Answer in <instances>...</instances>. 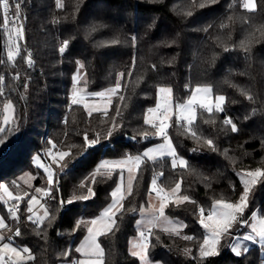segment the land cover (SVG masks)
<instances>
[{
  "label": "trees",
  "instance_id": "16d2710c",
  "mask_svg": "<svg viewBox=\"0 0 264 264\" xmlns=\"http://www.w3.org/2000/svg\"><path fill=\"white\" fill-rule=\"evenodd\" d=\"M62 3L58 8L56 0H24L26 42L35 66L27 67L23 50L14 63L3 56L0 61V127L6 129L0 133V215L8 225L2 229L5 240L30 248L34 259L23 264L72 262L89 221L111 203L119 181V170L93 176L100 160L138 154L160 139L146 116L157 106L161 87L171 88L174 103L181 104L197 86H210L214 95L226 98L222 112L198 107L190 126L177 116L170 119L168 135L188 167H173L168 156L143 160L115 214L116 226L99 236L103 264H140L129 242L152 182L171 189L181 181L180 194L195 203L170 200L166 212L183 220L185 228L179 234L152 229L148 254L163 264H200L206 231L199 209H211L221 199L238 201L244 187L237 171L264 169V0H256L254 10L244 7L245 0ZM250 39L246 52L242 45ZM65 40L68 48L61 54ZM79 71L83 78L78 82L92 94L120 83L108 110L90 112L82 103L69 109ZM7 103L13 105V119L3 124ZM228 118L237 132L224 123ZM92 140L98 143L89 146ZM45 148L69 155L53 162V188L42 199L48 215L37 225L24 216L36 189L47 185V174L34 163L40 155L49 167ZM4 185L22 199H10ZM89 188L94 195L80 199L89 195ZM13 202L20 205L18 219L8 211ZM254 210L264 216V183L254 186L242 219ZM17 227L21 235L8 239ZM186 235L193 239L185 240ZM226 239L222 237L220 254L204 264H264L259 245L237 257Z\"/></svg>",
  "mask_w": 264,
  "mask_h": 264
},
{
  "label": "snow or ice",
  "instance_id": "6c2138e0",
  "mask_svg": "<svg viewBox=\"0 0 264 264\" xmlns=\"http://www.w3.org/2000/svg\"><path fill=\"white\" fill-rule=\"evenodd\" d=\"M212 3H215V0H211ZM56 6L58 8L63 7L62 0H56ZM201 7L204 5L201 4ZM0 7H2V15H0V28L7 29L11 25L14 29L15 35L18 38L20 35V29L16 28L17 22L20 20V10H21V3L19 0H0ZM245 8L249 9H255V3L254 0H248L247 3L244 4ZM14 8V12H12L11 19H9L10 11ZM191 15V13H189ZM12 33H9V38H11ZM135 39V37H133ZM252 43L251 39L244 42L242 46L245 47V51H248V45ZM69 42L67 40L64 41L63 45L59 48V52L63 54L67 48H68ZM227 50V49H225ZM19 49L17 48L16 51H9L8 57L9 60H13L16 56H18ZM27 63L31 65L33 63L31 56L29 54ZM80 67H83L81 64ZM121 79H123L124 74H120ZM2 79V77H0ZM78 82V81H77ZM121 88L120 83H116L113 88L107 89L106 92H99L95 95L98 96H104V97H110L114 93H118ZM159 92L162 94V98L164 100L163 112H161V119H159V123L153 124V120L151 118V114L157 111V109H149L148 112L150 114L149 119L146 120V123L153 124V127L157 129V134L160 136H164L165 139L168 141L167 144L160 145L157 149H149L148 151L143 153L144 157H147L151 160H155L157 158V154L159 156H163L165 154L170 155L173 157L172 159V166L176 167L177 164H179L182 167H188V163L184 159L177 160L176 158V152L174 148L172 147L171 140L166 135V129L170 126L168 123V120L170 119V113H171V105H170V98L172 95V89L171 88H165L161 87L159 89ZM196 93H204L205 96L211 92V89L208 87H197L195 89ZM122 99V98H121ZM216 101H218L215 104V109L217 111H223L222 104L225 101L224 96H218L215 98ZM248 99H252V97H248ZM72 103L78 104L80 103V100L78 99V92H73L72 97ZM199 103V107L204 108L208 112L213 111V105L210 101L207 99H204L202 102H197L195 97H192L189 99L187 104H178L176 105V108L178 111L177 119L180 121H186L187 124L190 126L194 122L196 118V112H195V104ZM13 109V105L11 103H7L4 106L5 112H11ZM5 124H8L9 121L7 117L4 120ZM225 124L231 125V131L237 132L238 128L235 123L232 122L230 118L224 120ZM13 128L11 131L14 133L17 128L13 122ZM115 127V125H113ZM190 130V129H189ZM0 133H6V129L4 127H0ZM192 136L196 137V132L191 133ZM111 135V133H109ZM87 139V138H86ZM0 143H4L3 139H0ZM98 143L97 140H92L90 142L89 146L95 145ZM207 144L210 147L213 146V142L211 140L207 141ZM49 156L52 157L53 160H56L57 157L60 160H63L64 157L68 156V152H60L56 155H54L51 151L48 153ZM129 161H133L135 166L138 168L141 163H143L141 156H128L126 160H120L113 162V165L110 166L109 161L104 160L99 167L95 170V174H101L104 175L105 173H110L112 171V167L118 166L121 164H127ZM43 167V165H40ZM103 170V171H102ZM45 171L48 173V182L49 184H52L53 182V171L51 167H45ZM129 173L131 174L132 168L128 169ZM123 179V177H121ZM264 183V169L257 168L253 171H248L244 175L243 184H244V190L242 195L239 198L238 202L232 203L227 202L224 200H217L215 202L214 207L211 209V211L208 213L206 220L201 219L199 222L205 229L208 230V235L203 239V243L199 246V260L200 264H204V261H206L208 258L216 257L220 254L219 245L222 237H224L227 234H230V229L233 227L234 224L237 223H247V220H241V218L244 216L245 209L248 207V201L249 196L252 193V190L254 186L257 184ZM132 187V179L130 177L129 183H128V191L131 192ZM153 187L155 190V181H153ZM180 190V184L177 183L175 185V188L172 189L173 193L179 192ZM37 192L45 191L44 189H36ZM48 192L51 191V189L47 190ZM89 195L82 196L80 199L87 200L89 196L94 195L92 190L88 189ZM120 192V188H117L112 195L114 197L117 196V194ZM3 193H5L10 199H15L17 201L21 200L22 197L20 196H13V194L9 191V188L7 185L3 186ZM159 195V192L157 193ZM0 199H3V196H0ZM35 197H32L31 201H29V207L28 211L32 212L31 204L35 201ZM120 199L118 198L105 212L103 217L100 218V220L93 219L90 221V227H88L87 231L89 233L88 239L85 240V242L78 248L75 249L78 253H83V255L86 257L85 260H77L75 261V264H103L102 256H103V249L100 247V245L97 243V236L98 235H106L109 232L113 231V228L116 226V219L114 216V210L119 208L122 209L123 205L120 204ZM72 201H68V203H71ZM184 202H192L195 203V201H191L190 197L187 195H183L179 197V199L176 201V204L179 205ZM167 206L166 203L162 202L160 204V207L158 209V214L153 217V219L149 220L148 223L150 225H155L157 221H159L161 218L164 217V211L165 207ZM12 215L14 219H18L19 217L16 216V212L18 211V208L16 209H9L8 210ZM201 217L204 216L205 209L200 208L199 209ZM45 217H47L48 212L45 210L44 213ZM29 220H31L34 224H42L43 221L40 219L32 220V216L30 215L28 217ZM252 219L256 221V223H253L251 225V234L243 236V240L245 241H255L256 238H259V242L261 245V249L264 250V217L253 215ZM170 227H166L163 230L166 232H174L176 234L178 233L177 226L173 225L171 221H168ZM97 225H102V228H97ZM180 227H183V225H180ZM8 225L5 223V220L2 216H0V229H7ZM14 235L16 237H19L21 235L20 230L17 228ZM149 236L150 231L148 234L141 231L140 237L141 240L138 243H134L133 247L137 248L138 251H133L132 256L139 257V259L143 262V264H153V262L148 257V251H149ZM185 240H192L193 237L191 236H184ZM5 237L0 234V241H3ZM8 239H11V237H8ZM188 249H185L184 252L186 255L189 254ZM232 251L234 254L239 257L241 256V246L237 242L235 245L232 246ZM62 255H67V253H63ZM25 256H27L28 260L34 259V257L31 255L30 249L27 247L23 248H17L12 246L9 243H4L2 247H0V264H23L25 261Z\"/></svg>",
  "mask_w": 264,
  "mask_h": 264
},
{
  "label": "rangeland",
  "instance_id": "374dc122",
  "mask_svg": "<svg viewBox=\"0 0 264 264\" xmlns=\"http://www.w3.org/2000/svg\"><path fill=\"white\" fill-rule=\"evenodd\" d=\"M248 0H245V3H247ZM254 3H255V8L257 6V3H256V0H254ZM83 77H80V71L78 72L77 74V80H76V84L74 85V88H73V91H72V97H73V92L76 91L78 92V99L80 100V103H82L85 108L92 112V111H106L110 108V103H111V99L110 97H104V96H98V95H95V94H92L88 91L86 85H84L83 83H80V82H77V81H80ZM197 87H208L211 89L210 86H197ZM196 87V88H197ZM165 88H168V87H165ZM193 89L190 97L185 101V103H181V104H187V102L189 101V99H191L192 97H195L196 98V101L197 102H202L204 99H207L208 101H210L213 105V108H215V104L218 102L216 101V97L218 96H221V94L219 95H214L213 92H212V89H211V92L209 94H207V96H205L204 93H196L195 92V89ZM224 96V95H222ZM225 97V96H224ZM170 105H171V113L169 114L170 115V119L174 116H178V111L175 113V109L173 108L172 104H173V97L171 95V98H170ZM164 104V100L162 98V94L159 92V98H158V103H157V106L156 107H160ZM180 104V103H179ZM224 104V102H223ZM223 104L221 105L223 107ZM178 105V104H177ZM152 108V109H157V108ZM196 111V110H195ZM6 117L8 119V121H12L13 117L8 113H6ZM5 117V118H6ZM150 117V114L148 112L147 116H146V119H149ZM151 118L153 120V124H157V111H155L154 113L151 114ZM170 119L168 120V123L170 125ZM5 120V119H4ZM4 120H3V124L4 123ZM169 128V127H168ZM168 128L166 129V131H168ZM155 135L157 137H159L160 139L155 141V142H151L149 144H147L142 152L138 153V154H134V155H130L132 157H136V156H141L142 157V160H145V159H148V160H151L147 157H144L143 156V153L148 151L149 149H157L159 148L160 145H164V144H167V140L165 139L164 136H160L157 134V129L155 131ZM167 137L171 140V144H172V147L174 148L175 152H176V158L177 160L179 159H184L186 160L183 156L179 155L176 151V148H175V145H174V142L172 140V138L167 134ZM60 152H64V151H58V152H55L53 151L52 153L54 155L60 153ZM170 157L171 158V161L173 159L172 156L170 155H163V156H159L157 154V158H163V157ZM128 156H125V157H116V158H110V157H105V158H102L98 164V167L99 165L104 161V160H107L109 161V164L110 166L113 165V162H116V161H120V160H126ZM60 159L57 157V159L55 160V163L58 162ZM34 163H36L37 165H43V167H41L44 171H45V167H48L43 158L40 156V155H35L34 156ZM177 166H180L179 164H177ZM129 168H132V172L131 174L129 173L128 169ZM137 167L135 166L134 162L133 161H129L127 164H121V165H118V166H114L112 167V171L113 170H119L120 174H119V181H118V184L116 185V187L114 188V191L117 189V188H120V192L117 194L116 197H112V201L111 203L106 207L104 208L100 213H98L97 215H95L93 218H91V220L93 219H96V220H100L101 217H103L104 215V212L118 199V198H122L120 199V204L122 203V200L123 198L129 193L128 191V183H129V179L131 177L132 179V184H133V180H134V177L136 175V172H137ZM257 169V168H256ZM255 169H242V170H239L237 171L238 173V176L240 177L241 181H242V184H243V179H244V175L246 172L248 171H253ZM53 171V170H52ZM45 173L47 174V185L44 186L42 185L41 187H39L38 189H44L45 191H42V192H35L32 197H35V201L32 202L31 204V207H32V210H33V213H32V220H36V219H40V220H44L46 217L44 215L45 213V210L46 207L43 203V197L46 196L47 194H50L51 191H52V186L54 184V171H53V182L52 184H49L48 182V173L45 171ZM121 177H123V179H121ZM155 181V190H154V187H153V182H152V185H151V191L149 193V196H148V203L147 205L143 206L140 210V213H139V217L138 219L136 220V228H137V232L135 235H133L130 239V242H129V249H130V252L132 253L133 251H138L137 248H134L133 247V244L134 243H138L140 242L141 240V237H140V233L141 231L145 232L146 234L149 233V231H151L152 229L154 228H160V229H164L166 227H170L168 221H171L173 223V225L177 226L178 228V233H180L182 230H184L185 228V223L183 220L179 219V218H175V217H172L170 216L169 214H167L166 212V207H165V211H164V217L161 218L159 221H157L155 223V225H150L148 223L149 220L153 219L154 216H156L158 214V209L160 207V204L162 202L168 204V202L170 200H174L175 202L179 199V197H181L182 195L180 194V190H181V181H179L178 183L180 184V190L179 192H176V193H173L172 189L175 188V186L171 189H162V188H159L157 186V183H156V180H153ZM243 187H244V184H243ZM132 188V187H131ZM48 189H51L50 192H48L47 190ZM113 191V192H114ZM159 192V195L157 194ZM32 197L30 198L29 201H31ZM251 198V194L249 196V199ZM223 200V199H221ZM224 201H227V202H232V201H228V200H224ZM239 201V200H238ZM238 201H235V202H238ZM216 202V201H215ZM215 202H213L212 206H211V209L214 207L215 205ZM235 202H232V203H235ZM248 204H249V201H248ZM10 205V204H9ZM10 207V206H9ZM28 207H29V203H28ZM12 208V207H10ZM119 206L117 207V209L114 210V216L116 214V212L119 210ZM246 210V209H245ZM208 215V214H207ZM207 215L204 214L203 217H201V219H205L207 218ZM253 215H257V216H261V217H264L260 214V212L258 210H254L251 215L246 218L247 220V223L244 224V223H237V224H234L233 227L230 229V234H227V242L229 243L230 242V248L232 249V246L235 245L237 242L240 244L241 246V252L244 253L248 250V248H250L252 245H260V242H259V238L257 237L255 241H245L243 240V236L245 235H248V234H251V225L253 223H256L255 220L252 219V216ZM1 216V215H0ZM90 220V221H91ZM241 220H245V219H242ZM90 221L88 223V227H90ZM180 225H183V227H180ZM103 226L102 225H97V228H102ZM206 231V236L208 235V230L205 229ZM0 234H2L4 237H5V234L3 233L2 229H0ZM236 235V236H235ZM88 236H89V233L88 231H86V233L84 234V236L81 238V240L79 241V243L77 244V247H80L84 242L85 240L88 239ZM99 236H97V243L100 245V247L103 249L101 243H100V240H99ZM222 240V239H221ZM4 243H9L11 244L12 246L14 247H17V248H23V247H27L28 249H30L28 246H23V247H18L16 246L14 243H12L11 240H3V241H0V247H2V245ZM221 243V241H220ZM220 246V245H219ZM103 253H104V250H103ZM261 253L262 255L264 256V250L261 249ZM78 256L72 261V262H69V261H63L61 264H75V261L77 260H85L86 257L83 255V253H78ZM32 255V254H31ZM33 256V255H32ZM148 257H149V254H148ZM139 259V257H137ZM102 261H103V256H102ZM150 259V257H149ZM25 260H28L27 259V256H25ZM151 260V259H150ZM140 261V264H143V262L139 259ZM153 264H163L161 261H153Z\"/></svg>",
  "mask_w": 264,
  "mask_h": 264
},
{
  "label": "built area",
  "instance_id": "2783aa9c",
  "mask_svg": "<svg viewBox=\"0 0 264 264\" xmlns=\"http://www.w3.org/2000/svg\"><path fill=\"white\" fill-rule=\"evenodd\" d=\"M19 2L21 3L20 20L17 22L16 28L20 29V35H19L18 38L16 37L14 29L12 28L11 25L7 29L0 28V32H1V57L3 56L10 63H14L18 56H16L13 60H9L8 53H9L10 50L11 51H16V49L18 48L19 49V53H21V51L23 50L25 52L26 56H27V59H26L27 67L33 68L35 66V60H34V58L32 56V53H31L30 49L28 48V45H27V42H26V21H27V15H26V13L24 11V5H23L24 4V0H19ZM12 12H14V8L10 11L9 19H11ZM0 15H2V7H0ZM10 32L12 33L11 38H9V33ZM29 54H30L31 59L33 61V63L31 65H29L27 63ZM72 106H73V103L71 101L69 103V109L72 108ZM198 107H199V103H196L195 104V109L198 108ZM161 112H163V107H157V120H158L157 123H159V119L162 118L161 117ZM167 134H168V131H166V135ZM50 151H51L50 148H45L44 149V153H45L46 157L48 158L47 164L50 167H52L54 160L52 159L51 156L48 155V153ZM49 196H50V194L47 195V197H49ZM11 207H12V209L18 208V210H20L19 203H14L13 202V203H11ZM210 211H211V209H207V210H205L204 214L207 215ZM32 213H33V210L30 213L28 211V208H27V212H26V214L24 216L27 221H30L28 219V217L30 215H32ZM17 228H15L12 231V233L9 235V237H11V239L15 236L14 233H15Z\"/></svg>",
  "mask_w": 264,
  "mask_h": 264
},
{
  "label": "crops",
  "instance_id": "0c3cea01",
  "mask_svg": "<svg viewBox=\"0 0 264 264\" xmlns=\"http://www.w3.org/2000/svg\"><path fill=\"white\" fill-rule=\"evenodd\" d=\"M176 105H177V104H175L174 101H173L172 106H173V108L175 109V113L178 111L177 108H176ZM160 107H162V106H160ZM156 108H157V107H156ZM195 112H196V111H195Z\"/></svg>",
  "mask_w": 264,
  "mask_h": 264
},
{
  "label": "water",
  "instance_id": "95a60500",
  "mask_svg": "<svg viewBox=\"0 0 264 264\" xmlns=\"http://www.w3.org/2000/svg\"><path fill=\"white\" fill-rule=\"evenodd\" d=\"M0 61H1V32H0ZM0 77H1V73H0Z\"/></svg>",
  "mask_w": 264,
  "mask_h": 264
}]
</instances>
